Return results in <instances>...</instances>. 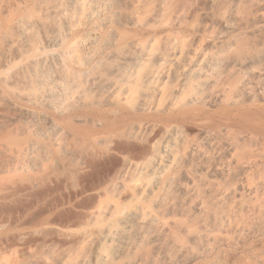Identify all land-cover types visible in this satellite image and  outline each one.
Wrapping results in <instances>:
<instances>
[{
	"label": "bare ground",
	"instance_id": "1",
	"mask_svg": "<svg viewBox=\"0 0 264 264\" xmlns=\"http://www.w3.org/2000/svg\"><path fill=\"white\" fill-rule=\"evenodd\" d=\"M0 264H264V0H0Z\"/></svg>",
	"mask_w": 264,
	"mask_h": 264
}]
</instances>
